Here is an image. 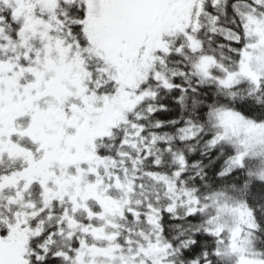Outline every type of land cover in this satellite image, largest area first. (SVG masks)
<instances>
[{"label": "snow or ice", "instance_id": "obj_1", "mask_svg": "<svg viewBox=\"0 0 264 264\" xmlns=\"http://www.w3.org/2000/svg\"><path fill=\"white\" fill-rule=\"evenodd\" d=\"M0 264H264V0H0Z\"/></svg>", "mask_w": 264, "mask_h": 264}]
</instances>
